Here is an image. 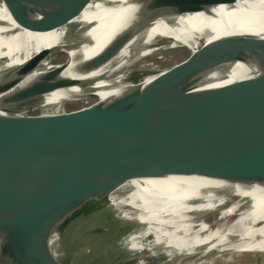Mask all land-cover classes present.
Segmentation results:
<instances>
[{
	"label": "water",
	"instance_id": "1",
	"mask_svg": "<svg viewBox=\"0 0 264 264\" xmlns=\"http://www.w3.org/2000/svg\"><path fill=\"white\" fill-rule=\"evenodd\" d=\"M82 1L90 0H21L18 22L29 32L48 33L78 17L86 8L77 7ZM224 1L235 2L140 3L157 11H181L202 3L220 6ZM155 21L148 10H138L133 24L146 29ZM244 39L248 44L255 40L251 36ZM177 48L189 55L169 67L138 74L120 70L96 81L87 78L113 58L112 52L86 62L84 72L76 77L62 75L65 61L24 83L50 56L66 57L60 47L53 52L41 50L4 73L0 78V188L12 193L0 191V213L24 208L19 196L28 194L49 193L45 199L54 208L60 207L53 200L55 195L96 205L104 215L81 239L95 249L88 264H99L106 248L131 224L111 206L112 196H125L120 188L127 182L177 176L263 185L264 61L250 62L249 51L236 46L200 45L194 51L179 44ZM238 62L253 66L257 75L203 89L210 74ZM118 76L129 87L109 99L102 100L93 90L76 99H48L59 90L88 89L98 81L111 83ZM195 192L193 205L217 198L212 194L202 198L207 193L198 196ZM227 201L223 208L190 214L219 219L222 211L241 200L228 196ZM247 210L246 206L233 208L223 220L240 218ZM46 261L62 264L54 254Z\"/></svg>",
	"mask_w": 264,
	"mask_h": 264
},
{
	"label": "bare ground",
	"instance_id": "2",
	"mask_svg": "<svg viewBox=\"0 0 264 264\" xmlns=\"http://www.w3.org/2000/svg\"><path fill=\"white\" fill-rule=\"evenodd\" d=\"M20 2L0 0V78L45 49L53 52L60 47L66 55L81 62L80 67L65 65L62 75L70 77L84 72L86 62L104 52H112L113 58L87 78L96 81L101 76L123 70L132 53L136 52L138 56L149 54V47L153 44L168 41L161 39L180 38L186 31L185 38L173 40L166 49H175L179 44L194 51L200 45L224 49L236 46L249 51L250 62L264 61V0L224 1L214 7L202 3L181 11L152 10L143 6L140 0L82 1L77 7L86 8L73 21L85 23L88 29L77 40L69 42L65 40V29L69 23L44 34L32 33L21 27L18 22ZM112 3L121 5L116 7ZM138 10L149 11L156 20L152 27L143 29L134 26V14ZM245 36L255 40L248 44L241 40ZM48 59L24 83L49 71L52 67ZM255 75L257 71L253 66L238 62L225 71L210 74L203 89ZM122 79L123 76H118L111 83L98 81L94 88L85 90H110L106 93L118 94L129 87ZM74 90L80 88L74 87ZM120 189L125 196H112L111 206L131 224L110 243L109 251L114 248L119 250L128 239L133 249H139L135 236L144 235L146 231L152 233L155 242L159 243L160 251L165 255V264H207L264 242V184L242 185L201 177L173 176L136 179ZM0 191L12 193L4 188ZM195 191L200 193L198 196L207 193L202 198L211 194L217 198L193 205L191 199H194L192 193ZM48 194L20 195L24 208L0 213V233L3 236L0 241V264H47L48 255L53 254L62 264H79L81 254L90 256L93 253L77 237L84 236L104 215V211L91 203H80L59 195H55L53 200L60 207L54 208L47 205L45 198ZM228 196H237L241 200L233 208H248L240 218L230 222L223 220L233 208L222 211L219 219L215 220L208 219L203 213L190 214L223 208L228 203ZM126 205L131 207L129 211L123 208ZM60 244L64 246L60 247ZM107 256L108 252L103 264H106ZM117 262L116 257L111 264Z\"/></svg>",
	"mask_w": 264,
	"mask_h": 264
},
{
	"label": "rangeland",
	"instance_id": "3",
	"mask_svg": "<svg viewBox=\"0 0 264 264\" xmlns=\"http://www.w3.org/2000/svg\"><path fill=\"white\" fill-rule=\"evenodd\" d=\"M87 29L88 25H86L85 23L79 21L70 22L65 29L67 33V37L65 38V40L67 42L74 39L77 40L81 35L86 32ZM187 33L188 32L186 31L181 34L180 38L173 36L163 38L161 39V41L168 40L169 38L173 39L174 41H177L179 39L185 38L187 36ZM169 46L170 43L168 41L163 44L158 42L149 47V49H151V53L149 54L138 56L136 52L132 53L127 58V64L123 66L122 71L129 74H138L156 70L159 68H166L175 63L181 62L189 55V52L185 49H166ZM65 61L66 65L70 67L82 66L79 60L68 55H66V57L62 55H52L48 59V63L51 67L58 64H62ZM51 63H54V65ZM95 91L100 94L102 100L108 99L109 97L116 95V93H106L110 90ZM83 94H88L87 90H74V88H71L70 91L64 89L60 90L57 93L51 94L48 96V99L52 102H59L63 100H70V97H81L83 96ZM227 221L229 220H225V222ZM77 239L83 243V246H85L86 249L93 250V253L90 256H88L86 253H83L81 254V256H79V264H88L95 254V249L92 248V246L86 244V242L81 239V236L77 237ZM135 242L136 245L139 247V249L137 250L132 248L129 239L120 246L119 250L117 248H114L109 251V247L106 248L104 254L102 255V258L100 259L99 264H103L105 254L107 252L108 256L106 264H111L116 257L118 258V261L127 258L128 261L126 262V264H158L160 261L165 259V255L161 253L160 245L159 243L155 242V237L152 233L145 231L144 235L137 234L135 236ZM63 246L64 244H60V247ZM207 264H264V242L242 249L236 253L225 255Z\"/></svg>",
	"mask_w": 264,
	"mask_h": 264
}]
</instances>
